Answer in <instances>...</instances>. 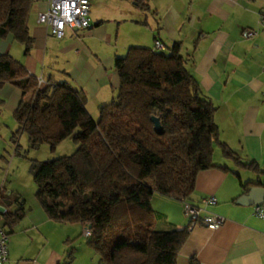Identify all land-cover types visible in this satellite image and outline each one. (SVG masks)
<instances>
[{"label":"trees","instance_id":"1","mask_svg":"<svg viewBox=\"0 0 264 264\" xmlns=\"http://www.w3.org/2000/svg\"><path fill=\"white\" fill-rule=\"evenodd\" d=\"M34 1L0 0V38L11 35L26 53L32 43L27 17ZM145 1L133 4L146 10ZM179 50V43L168 50L129 46L115 57L118 86L98 108L96 121L85 109L82 92L66 83L38 87L37 78L18 61L0 55V87L11 83L22 93L12 114L17 123L13 143L25 133L30 147L54 146L69 137L77 144L70 155L33 161L30 170L35 197L50 219L89 226L86 245L98 254L99 264H176L188 231L154 229L151 196L157 192L187 201L196 174L214 167L215 144L223 156L264 176V168L240 162L219 141L216 107L188 69L191 54ZM253 184L262 182L241 184L243 192ZM1 192L2 219L11 226L21 212H9ZM71 255L69 251L68 263Z\"/></svg>","mask_w":264,"mask_h":264},{"label":"crops","instance_id":"2","mask_svg":"<svg viewBox=\"0 0 264 264\" xmlns=\"http://www.w3.org/2000/svg\"><path fill=\"white\" fill-rule=\"evenodd\" d=\"M145 3L146 10L133 8L134 18L123 19L130 23L128 29L136 32L133 36L126 33L125 24L120 31L119 27L109 28L95 17L88 29L66 28L64 36L57 39L36 21L37 13L45 10L46 4L45 0H35L27 17L31 48L26 53L23 44L7 35L0 38V55L8 54L29 74L41 78L44 85L66 83L82 92L91 117L114 96L118 86L115 57L123 56L129 46L153 49L155 39L167 50L179 43L181 55L191 54L189 71L216 107L214 122L219 141L240 162H254L262 170L264 33L258 29V17L264 11V0H146ZM245 28L257 32L245 39L241 36ZM21 98V91L11 83L0 87V128L11 134L17 128L12 114ZM4 116L12 119L13 124L3 123ZM212 163L214 167L196 174L194 191L187 201L201 209L200 218L216 215L223 222L216 227L198 224L187 230L176 264H189L190 260L195 264H264V218L253 213V205L235 202L246 193L241 184L264 182V176L223 156L216 144ZM211 196L216 203L205 206L202 200ZM150 205L154 229L187 226L181 212L182 201L154 192ZM19 209L21 217L11 226L1 221L8 233L4 264H99L97 253L81 235L82 225L54 221L39 204L28 208L21 205ZM69 251L72 255L68 263Z\"/></svg>","mask_w":264,"mask_h":264},{"label":"rangeland","instance_id":"3","mask_svg":"<svg viewBox=\"0 0 264 264\" xmlns=\"http://www.w3.org/2000/svg\"><path fill=\"white\" fill-rule=\"evenodd\" d=\"M133 8L140 11V8L136 7L132 0H89V17L92 21L95 17H99L108 24L109 28L119 27L120 31L123 24H125L126 33L129 32L128 35L133 36L136 32H133L134 29L132 28L128 29L130 23L123 20L126 17L134 18L135 15L131 13L134 10ZM91 117L96 121L98 113H93ZM13 122L12 119L4 116L3 123L12 125ZM10 129H13L12 126ZM10 136L11 133L8 130L0 128L1 195L8 200L9 212L14 213L20 205L28 208L38 204L35 197V184L30 170L32 162L47 161L70 155L76 149L77 144L69 137L54 146L41 143L30 147L25 133L19 134L16 144L13 143ZM16 145H18L17 148ZM181 212L183 214V206Z\"/></svg>","mask_w":264,"mask_h":264},{"label":"built area","instance_id":"4","mask_svg":"<svg viewBox=\"0 0 264 264\" xmlns=\"http://www.w3.org/2000/svg\"><path fill=\"white\" fill-rule=\"evenodd\" d=\"M45 10L37 13L36 21L48 28L49 34L57 39L64 36L66 28H73L78 30L88 29L91 25L89 17V0H45ZM258 29L264 33V11L260 12L258 17ZM256 30L245 28L241 32V36L245 39L252 38L256 34ZM154 50H163L162 43L155 39L153 42ZM38 87L44 85L41 78L37 79ZM202 203L206 205H213L216 200L213 196L204 198ZM183 213L187 219V230H191L198 224L205 226H218L223 222V219L214 215L212 218H200V208L192 205L188 201H182ZM6 213V209L0 206V264L7 261V243L8 233L1 224L2 216ZM253 213L264 218V202L253 206ZM81 235L84 238L91 236L89 226L83 225Z\"/></svg>","mask_w":264,"mask_h":264},{"label":"water","instance_id":"5","mask_svg":"<svg viewBox=\"0 0 264 264\" xmlns=\"http://www.w3.org/2000/svg\"><path fill=\"white\" fill-rule=\"evenodd\" d=\"M153 124L157 132H160V125L156 118H153ZM255 183V182H250ZM264 182L262 185L253 184L246 193L241 194L236 198L235 202L239 205L250 206L264 202Z\"/></svg>","mask_w":264,"mask_h":264}]
</instances>
